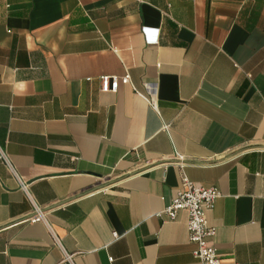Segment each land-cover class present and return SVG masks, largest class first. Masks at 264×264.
<instances>
[{
    "label": "crops",
    "instance_id": "crops-1",
    "mask_svg": "<svg viewBox=\"0 0 264 264\" xmlns=\"http://www.w3.org/2000/svg\"><path fill=\"white\" fill-rule=\"evenodd\" d=\"M0 150V264H264V0H0Z\"/></svg>",
    "mask_w": 264,
    "mask_h": 264
},
{
    "label": "built area",
    "instance_id": "built-area-1",
    "mask_svg": "<svg viewBox=\"0 0 264 264\" xmlns=\"http://www.w3.org/2000/svg\"><path fill=\"white\" fill-rule=\"evenodd\" d=\"M144 32L157 31L159 29H151L144 27ZM157 38V37H156ZM153 38L148 36V40ZM102 90L104 92L118 90L120 82L129 83L130 74L124 76L104 75L101 76ZM152 106H156L155 101H151ZM169 125H165L167 128ZM0 159L3 160L9 168L14 171L12 164L7 154L0 150ZM22 186L27 188V185L22 182ZM221 196V192L216 186H205L190 180L187 176H183L182 187L174 194L171 202L165 206L161 212L170 219H176L180 212L187 213V229L189 240L196 244L194 255L202 264H221V259L218 249L215 246L213 239L216 235V227L212 226L207 217V211L215 207L217 199ZM160 213V214H161ZM44 219L42 210L39 207L34 209V213L28 218L31 222H38ZM114 236L118 237L117 232ZM113 258L110 257V260Z\"/></svg>",
    "mask_w": 264,
    "mask_h": 264
}]
</instances>
